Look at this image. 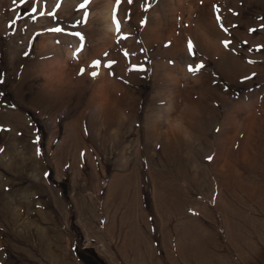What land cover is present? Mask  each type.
<instances>
[{
	"label": "rangeland",
	"instance_id": "obj_1",
	"mask_svg": "<svg viewBox=\"0 0 264 264\" xmlns=\"http://www.w3.org/2000/svg\"><path fill=\"white\" fill-rule=\"evenodd\" d=\"M81 3L0 0V264H264V0Z\"/></svg>",
	"mask_w": 264,
	"mask_h": 264
},
{
	"label": "snow or ice",
	"instance_id": "obj_2",
	"mask_svg": "<svg viewBox=\"0 0 264 264\" xmlns=\"http://www.w3.org/2000/svg\"><path fill=\"white\" fill-rule=\"evenodd\" d=\"M90 3V0H83V3H81L79 5V9H84V13H83V17L80 21L77 22L78 25H83V24H86L88 23V16H89V12L87 11V6L89 5ZM128 3L131 4L132 3V0H128ZM115 4H116V7L113 8V12H112V19H113V23L116 25V28H117V31L120 30V24H119V21L117 20L116 18V11H117V7H119V5L121 4V0H115ZM57 8L60 7L59 4L56 5ZM147 10V9H145ZM33 12H36L37 10L35 8L32 9ZM40 16H44V15H50V16H55V13L53 12H49V13H45V12H39L38 13ZM217 19L219 20V17H217ZM143 24V22H142ZM75 27V25H74ZM48 31H51V32H54V33H61L63 30L59 27H53V28H50L48 29ZM250 31H253V29H250ZM74 35L76 37H78L81 41L83 40V36L81 35V33L79 31H76L74 33ZM188 51L189 53L192 52V44L191 42H189L188 44ZM108 54L105 53V56H107ZM113 64H115V61H111L109 60L107 63H104L103 64V67L104 68H107V69H112V66ZM90 68L93 69V71H91L90 73H87L91 79L93 80H96L98 77H99V71L98 69L101 67V61L100 60H95L92 62V64L89 65ZM198 67H202V66H198ZM137 70H142V69H137ZM192 69L190 68L189 71H191ZM109 75H114V72L113 71H109L108 73ZM77 75L78 76H84L85 75V69L84 68H81L78 72H77ZM33 143H36V141H34ZM0 151H3V149H0ZM37 155L40 154V150L37 149ZM209 159H211V157H209ZM47 176V173L45 174Z\"/></svg>",
	"mask_w": 264,
	"mask_h": 264
}]
</instances>
